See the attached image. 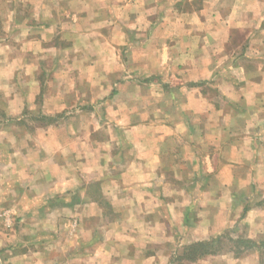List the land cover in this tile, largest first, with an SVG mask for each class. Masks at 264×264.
Instances as JSON below:
<instances>
[{"label": "crops", "instance_id": "crops-1", "mask_svg": "<svg viewBox=\"0 0 264 264\" xmlns=\"http://www.w3.org/2000/svg\"><path fill=\"white\" fill-rule=\"evenodd\" d=\"M0 210L1 264H264V0H0Z\"/></svg>", "mask_w": 264, "mask_h": 264}, {"label": "trees", "instance_id": "trees-1", "mask_svg": "<svg viewBox=\"0 0 264 264\" xmlns=\"http://www.w3.org/2000/svg\"><path fill=\"white\" fill-rule=\"evenodd\" d=\"M227 239L229 241H232L229 235H227L223 237L212 238L209 240L194 242L186 246L178 257L181 259L192 261L193 263L197 262L199 259L207 255L222 252L224 250L225 243L227 242L225 240ZM237 249V247H234L232 250L237 253Z\"/></svg>", "mask_w": 264, "mask_h": 264}, {"label": "rangeland", "instance_id": "rangeland-1", "mask_svg": "<svg viewBox=\"0 0 264 264\" xmlns=\"http://www.w3.org/2000/svg\"><path fill=\"white\" fill-rule=\"evenodd\" d=\"M71 115L68 113H66L65 115H62V117H61V120L60 119H58V118H50V119H48V120H42V119H35V121L33 120V123L35 124V125H37V124H45V123H47V122H50L51 124H55V123H58L59 122V120H60V122H62V123H65L67 126H69V125H73L74 124V121H75V118H71L70 117ZM38 120V121H37ZM90 189H91V191H92V193H93V195H98L99 196V190H98V187L96 186V185H94V184H92L91 186H90ZM13 203H8V205H12ZM68 204H69V201H68ZM104 207H106L107 209H109V205L108 204H104ZM0 211H2L1 212V215H0V219H2V220H0V229H1V227H2V229H9V228H11L12 227V225H13V222H14V216H7L8 215V213L6 212V214H4V211L3 210H0ZM106 212H107V210H105ZM93 222H95L96 221V219H91ZM1 235V234H0ZM225 241H227L226 243H225V246H224V250L222 251V252H225L226 251V249H227V247H229V246H231L232 245V241H229L228 239L227 240H225Z\"/></svg>", "mask_w": 264, "mask_h": 264}, {"label": "water", "instance_id": "water-1", "mask_svg": "<svg viewBox=\"0 0 264 264\" xmlns=\"http://www.w3.org/2000/svg\"><path fill=\"white\" fill-rule=\"evenodd\" d=\"M0 264H1V262H0Z\"/></svg>", "mask_w": 264, "mask_h": 264}]
</instances>
